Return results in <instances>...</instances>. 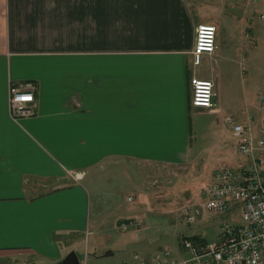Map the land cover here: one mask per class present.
I'll use <instances>...</instances> for the list:
<instances>
[{
    "label": "crops",
    "instance_id": "1",
    "mask_svg": "<svg viewBox=\"0 0 264 264\" xmlns=\"http://www.w3.org/2000/svg\"><path fill=\"white\" fill-rule=\"evenodd\" d=\"M231 2L0 0V264L60 262L103 226L100 204L111 197L101 190L131 166L151 172L150 183L166 185L169 173H189L193 164L206 166L198 171L206 177L223 162L244 165L246 158L240 161L226 142L203 159L196 117H212L223 141L220 116L229 107L241 109L230 104L239 96L201 65L259 56L255 8ZM202 23L216 25L217 47L195 65ZM228 62L220 66L222 76ZM193 76L213 80V107L193 104ZM25 80L34 82V114L15 119L10 86ZM240 120L259 136L261 117L250 122L239 113L234 122ZM130 218L115 223L120 229L118 222ZM205 222L200 217L178 238L210 242ZM154 250L135 259L155 264ZM174 251L187 255L181 240Z\"/></svg>",
    "mask_w": 264,
    "mask_h": 264
},
{
    "label": "rangeland",
    "instance_id": "2",
    "mask_svg": "<svg viewBox=\"0 0 264 264\" xmlns=\"http://www.w3.org/2000/svg\"><path fill=\"white\" fill-rule=\"evenodd\" d=\"M245 1L241 2V6L255 8L251 16L252 22L260 24L259 35L254 40L257 48L254 53L259 56H243L238 58V62L233 63L227 61L229 70L223 76L220 74V66L227 62H223L221 58L201 65V70L209 74L219 87L223 85L225 88L223 90L231 91L233 98L236 92L238 93V99L230 104H237L241 108L237 110L229 107L220 116L225 130L221 142L218 141L219 129L215 124H211L212 117L196 116L202 121H198L197 127L202 133L200 142L205 149L202 152L203 159L210 153L209 149H219L226 142L236 150L237 157L243 162L245 157L238 151L240 142L234 134L236 124L234 120L239 119V113L248 116L250 122L262 118L259 98L264 93V0ZM227 3L229 6L234 4L231 0H227ZM228 118H231L232 122ZM240 122L244 123L242 120ZM262 155L264 156V153ZM226 165L232 164L223 162L212 166L211 169H216V172ZM192 166L189 173L184 174L182 170L169 173L166 185L150 183L152 179L147 174L151 172L147 171L145 174V168L135 169L131 166L130 171L122 173L121 178L113 181L109 189L101 190L102 192L109 190L111 199L109 203L104 199L103 204H100L101 210L105 209L102 214V218H105L103 226L95 232H87L81 244L73 250L78 254L80 264H140L134 256L136 253L143 255L144 249L169 248L177 251L181 240L177 234L188 233L189 226L194 228L196 225L185 220L183 209L186 205L197 206L201 211L200 217L207 219L202 229L210 242L220 240L223 221L231 224L243 223L241 207L231 208L224 215L214 214L206 209L201 187L214 181L215 172L206 177L198 172L201 169L205 170L206 166L196 167L194 164ZM129 197H132L133 201H129ZM95 217L96 215L92 216V227L95 224ZM119 217H132L130 219L140 220V223L125 231L121 226L119 229L115 223ZM122 221L120 220L118 224L120 225Z\"/></svg>",
    "mask_w": 264,
    "mask_h": 264
},
{
    "label": "built area",
    "instance_id": "3",
    "mask_svg": "<svg viewBox=\"0 0 264 264\" xmlns=\"http://www.w3.org/2000/svg\"><path fill=\"white\" fill-rule=\"evenodd\" d=\"M216 25L199 24L193 51L194 64L199 65L204 53L216 49ZM195 106L211 108L216 96L213 80L197 76L192 78ZM34 82L19 81L10 86V110L15 119L34 114L36 98ZM262 113L259 136L254 137L242 123L234 124V134L239 138L238 151L246 160L239 168L223 167L214 174V181L201 187L206 209L214 214H226L231 208L241 207L243 223H221L219 242L196 243L183 236L181 245L186 256L176 254L169 248L153 253L155 264H264V93L260 95ZM231 121V118H228ZM129 201H133L129 197ZM234 203V205H232ZM188 223H197L201 211L195 205L183 209ZM140 220H123V230H128ZM139 258V254H135Z\"/></svg>",
    "mask_w": 264,
    "mask_h": 264
},
{
    "label": "water",
    "instance_id": "4",
    "mask_svg": "<svg viewBox=\"0 0 264 264\" xmlns=\"http://www.w3.org/2000/svg\"><path fill=\"white\" fill-rule=\"evenodd\" d=\"M55 264H80V258L75 251H71L65 258Z\"/></svg>",
    "mask_w": 264,
    "mask_h": 264
}]
</instances>
